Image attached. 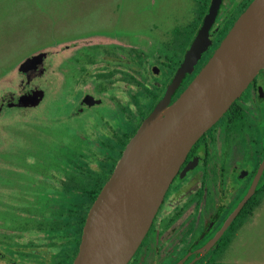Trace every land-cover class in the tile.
<instances>
[{
  "label": "flooded vegetation",
  "instance_id": "af4514ba",
  "mask_svg": "<svg viewBox=\"0 0 264 264\" xmlns=\"http://www.w3.org/2000/svg\"><path fill=\"white\" fill-rule=\"evenodd\" d=\"M251 1L220 0L208 31L210 42L192 72L181 79L182 82L189 78L184 87L205 64ZM74 41L48 45L42 62L28 72L19 71L23 73L19 81L21 87L28 86L29 91L41 89L38 80L45 74L46 88L36 104H12L15 96L28 90H8L0 96V112L5 106L17 108L19 113L25 111V108L41 106L47 93L58 92L61 81L74 72L77 73V84L92 79L97 87L101 85V77L112 80L117 70L124 73L127 79L132 78L131 59L126 58L119 65H116V60L109 59L101 65L96 57L100 54L98 48L93 49L89 59H85L83 53L75 57L69 52ZM78 42L86 43L85 39ZM178 66L172 74L166 73L164 82L169 79L157 99H133L132 94L128 99H117L111 94L108 102H103L96 94L87 91H81L78 96L67 95L55 99L57 106L63 110L61 118L74 114V109L78 113L96 105H105V114L101 110L94 113L95 123L90 125L94 134L92 136L88 133L85 136L83 148L68 150L60 145V150L56 148V152H53L57 159L44 161L51 167L50 175L21 179L23 186L14 193L16 198L13 200H5L1 196L0 264H73L86 214L93 202L85 211L84 200L93 196L91 190L96 187L92 185L93 177L107 175L94 194L95 199L126 142L163 96ZM142 82L148 87H152V84L160 87L164 83L155 80L153 83ZM179 86L172 92L169 103L184 89H179ZM87 93L100 101L92 104L83 102ZM138 102L144 104L141 109L136 107ZM76 105L78 107H74ZM134 114L138 116V123L130 132ZM263 158L264 67L224 114L190 146L148 230L126 264H221L230 244L244 225L245 216L251 217L264 197V166L255 180L251 195L216 240L206 250L203 251V248L250 189Z\"/></svg>",
  "mask_w": 264,
  "mask_h": 264
},
{
  "label": "rangeland",
  "instance_id": "374dc122",
  "mask_svg": "<svg viewBox=\"0 0 264 264\" xmlns=\"http://www.w3.org/2000/svg\"><path fill=\"white\" fill-rule=\"evenodd\" d=\"M201 1L0 0V96L8 90H28L19 82L23 73H19L18 64L58 42L75 40L69 52L75 57L83 53L85 59L98 48L96 57L101 65L109 59L119 65L126 58L133 65L131 79L117 70L112 80L101 77L99 87L92 79L79 85L74 72L61 81L58 92L47 93L41 106L20 113L17 108H2L0 198L15 199L23 186L21 179L50 175L51 167L44 161L57 159L53 152L60 145L68 150L83 148L85 136L94 134L90 127L95 123L94 113L101 110L105 114V105H96L78 113L74 109V114L61 118L63 110L55 99L78 96L81 91L96 94L103 102H108L111 94L117 99H128L130 94L140 98L146 92L139 85L143 80L162 84L177 63L179 43L191 35L190 25L199 16ZM80 39L86 43L80 44ZM153 66L158 68L155 73ZM39 80L38 90L44 92L45 74ZM221 264H264V197L255 213L245 218Z\"/></svg>",
  "mask_w": 264,
  "mask_h": 264
},
{
  "label": "water",
  "instance_id": "95a60500",
  "mask_svg": "<svg viewBox=\"0 0 264 264\" xmlns=\"http://www.w3.org/2000/svg\"><path fill=\"white\" fill-rule=\"evenodd\" d=\"M219 2L210 0L208 11L163 96L128 139L111 174L91 203L73 264L128 262L190 146L224 114L264 67V0H252L205 64L169 103L174 89L192 72L210 42L208 31ZM44 54L39 51L26 56L18 64V70L28 72L35 68ZM153 71L157 72L158 68L153 66ZM42 96V90H28L15 96L12 104L29 106ZM82 101L92 104L100 99L87 93ZM263 166L264 158L250 189L203 251L251 195Z\"/></svg>",
  "mask_w": 264,
  "mask_h": 264
},
{
  "label": "trees",
  "instance_id": "16d2710c",
  "mask_svg": "<svg viewBox=\"0 0 264 264\" xmlns=\"http://www.w3.org/2000/svg\"><path fill=\"white\" fill-rule=\"evenodd\" d=\"M209 1L210 0H202L199 3V7H198V8H200L199 16L195 20L193 26H192V24L190 25L191 35L184 42H180L179 43V50H177V51H179V53H178L179 54V57H178V60H177V63L175 65V67L177 65H179V63L181 61V58H182V54L185 51V48L189 45V43L192 40L193 35L196 33L197 28H198V26L200 24V19H201L202 15L205 13V11L207 10V6L209 4ZM192 32L194 33L193 35H192ZM175 67L171 71V74L174 72ZM168 79L169 78H167L165 80V82L162 84V86H160V87L155 86L153 84H152V87H148L145 84L141 85V87L144 88V91H146L145 94L142 95L140 98L135 94V96L133 97V99H157L160 96V94H161V92H162V90L164 88V85H165V83L167 82ZM188 80H189V78L183 79L182 82L180 83L179 89L183 88L184 85L188 82ZM140 93H142V92H140ZM143 105L141 104V102L136 103V107H138L139 109H141ZM141 113H142V115L144 114V112H141ZM137 123H138V116H136L134 114L133 119H132V122H131L132 129H131L130 132H132L135 129ZM117 153L119 154V152H117ZM111 166L112 165H110V167L108 168L109 170H110ZM109 170H107V171H109ZM86 175H88V174H86ZM90 175L93 177V174H90ZM106 176L107 175H101V177H99V178L98 177H93L92 185H94L96 187H95V189H92L91 190V193H93V196H91L90 198L84 200V208H85V211H86L87 207L90 205V203L93 201L94 194L98 191V188L100 187V185L102 184V182H103V180L105 179ZM261 192H263V190H261ZM246 217L247 216H245V218Z\"/></svg>",
  "mask_w": 264,
  "mask_h": 264
}]
</instances>
